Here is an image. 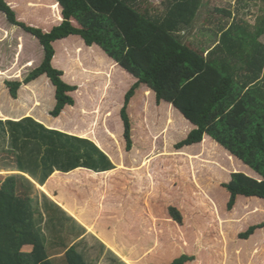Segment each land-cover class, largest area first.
<instances>
[{
    "label": "trees",
    "instance_id": "trees-1",
    "mask_svg": "<svg viewBox=\"0 0 264 264\" xmlns=\"http://www.w3.org/2000/svg\"><path fill=\"white\" fill-rule=\"evenodd\" d=\"M252 1L264 5V0H236L237 14L235 10H217L221 17L216 18L213 29L218 35V44L207 53L205 48L180 37L192 28L204 0H165L160 13L151 11L149 0H51L50 9L61 8V17L48 18L47 31L18 18L16 3L0 0V13L8 23L37 39L44 50L42 63L23 81L8 80L5 85L11 98L17 100L23 86L47 77L56 88V104L50 114L60 118L66 109L76 105L74 93L79 86L69 83L65 72L55 67L60 59L55 44L80 37L85 47L98 48L115 62V67L136 81L126 92L120 110L127 152L133 150L129 110L138 106L141 91H144V104L152 93L157 108L171 111L177 121L184 122V129L189 130L187 137L176 144V152H201L200 155L208 157L219 150L237 159L239 168L243 163L255 172V175L226 172L229 179L221 187L230 196L227 210L233 211L241 197L261 200L262 206L264 42L259 40L264 36V7L255 26L233 18V14L239 16L238 9ZM56 20L60 22L55 23ZM32 65L33 62L28 63ZM46 85L50 87L49 83ZM174 118L171 124H175ZM0 128V139L11 142L8 152L15 156L13 171H17L0 174V264H90L87 250L81 251L74 243L86 230L47 197L43 202L44 213L38 199L33 197L35 185L24 174L44 185L56 169L63 172L80 167L95 172L113 170L110 158L97 146L103 147L102 142L93 138L96 145L88 139L47 129L31 117L19 122L0 121ZM177 159L180 164L173 166ZM3 166L10 168L9 163ZM162 167L164 171L160 173ZM142 173L149 174L150 180L144 182L143 189H138L135 183ZM193 180L188 155L148 159L141 170L130 173L127 178L126 196L128 192L150 193L152 189L151 195L156 199L150 206L157 218L155 229L147 221L142 222L138 226L140 230H130L129 239L130 244L133 241L148 253L145 260L149 264H221L224 239L217 224V205ZM196 209L200 214L193 223L189 222L184 211L191 214ZM140 214L138 209L136 216ZM44 224L51 232L50 240L45 235ZM262 229L264 221L250 226L239 238L247 241L256 232L260 235ZM153 247L155 251L150 252ZM99 248L106 249V246L99 244ZM113 260L124 264L117 256ZM133 264L144 262L139 260Z\"/></svg>",
    "mask_w": 264,
    "mask_h": 264
},
{
    "label": "rangeland",
    "instance_id": "rangeland-1",
    "mask_svg": "<svg viewBox=\"0 0 264 264\" xmlns=\"http://www.w3.org/2000/svg\"><path fill=\"white\" fill-rule=\"evenodd\" d=\"M11 1L17 5L18 18L28 25L42 28L44 31H47L45 29L50 27L48 26L49 22H47L48 18L52 15L54 17H61V8L54 11L50 9L51 0ZM164 2L165 0H149L151 11L162 12L165 6ZM235 4L236 0H204L192 28L185 30L181 33L180 37L183 41H189L195 44V46L205 48L208 53L218 44L219 38L213 29L214 23H217L216 18L221 17V14L217 10H235L234 12L236 13L237 7H235ZM147 5L144 4L143 6ZM263 7L264 5L261 2L252 1L238 9L239 16L235 17L233 14V18L243 20L251 26H255L258 24V19L262 17ZM57 22L58 20L55 21V23ZM259 41L264 42V36ZM83 44L80 37L77 36L56 42L55 48L57 47L59 50L58 57L60 59L59 62L57 60L58 66L55 64V67L63 70L66 74V80L71 84L79 86V89L74 93L76 105L66 109L60 118L55 119L50 114L55 105V91L53 90V86L45 87L47 77L40 78L38 86L34 88L28 86L22 87L19 90L17 100L11 98L5 82L8 80L23 81L32 70L42 63L44 50L37 39L24 32L21 28L9 24L6 16L0 13V103L5 107L14 108V110H9L15 112L11 113L16 117V122L19 120L20 114L24 113L25 115L26 112H29V115L34 114L48 125L51 124L54 128L53 130L93 140V142V138L100 140L103 146L111 151L110 154L114 160L120 161L117 164L124 165L126 170H137L144 166L148 159L152 160L160 156L188 155L193 171V182L214 205H217L216 216L219 222L217 224L220 230L223 231L224 238L228 240V245L221 248L223 252L221 264H264V229L260 231L262 232L260 233V237L262 236L263 238L258 237V248L255 249L254 253L251 252L252 254H250V250L253 247V242L246 243V240H240L239 238V235L250 226L264 221V211H262L264 205L261 206V202L263 201L241 197L240 204L230 212L227 210V204L230 199L229 193L221 187V183L229 179L226 172L242 171L247 175H255V172L243 163H241L242 167L239 168L240 164L237 159L232 158L226 152H219V150H216L215 154H209L208 157L200 155L201 152L188 150H184L183 154L176 152V144L187 137L189 130L184 129V122L177 121L172 116L171 111L166 109L161 111L160 108H157L152 93L144 104L145 97L142 98L144 91H141V97L138 98V106L132 107L129 110L133 123V150L127 152L120 110L123 106L126 92L136 81L120 67H115L114 62L101 50L85 47V44ZM79 45L83 47L81 52L77 50ZM29 62H33L34 65L28 66ZM38 103H40V106L37 105ZM17 112H20V114L18 115ZM4 114L8 115L7 112ZM172 118H174L175 124H171ZM4 139L3 141L0 139V168L4 167V163H9L11 168L15 166V156L8 152L11 150L10 140L6 141ZM195 156L198 159H191V157ZM174 161L173 166L181 162L179 159ZM224 168L226 171H224ZM126 170L117 172L118 176L113 178L115 182L112 183V186L115 193L119 194V198L118 195L111 191L108 198L110 204L120 212L118 214L107 215L106 220L110 219V224L107 227L111 230L119 227L120 230V225H127V221H130L132 224L131 228H138L140 230L138 226H141L142 222L147 221L152 229H155L157 218L152 215L150 209V206H153L156 201L154 196L151 195L152 189L150 193H147V191L141 192V199L128 201L125 198V192H123L125 190L124 187L127 186L126 180L130 176V172L128 173ZM163 171L164 168L162 167L160 173ZM54 173L51 174L44 185L29 178V181L35 185L33 197L38 199L42 206L41 210L44 213L43 202L45 201V197L56 203L58 195L61 194L70 203H75V205L78 203L77 196L69 195L66 186H59L55 177H52ZM147 180H150L149 174H140V179L135 183L139 186L137 188L143 189V184ZM88 186L91 188V184ZM146 188L147 183L144 190ZM157 200L159 199L157 198ZM255 207L261 208L259 211L254 212L252 210ZM138 209L141 212L139 217L136 216ZM73 212L77 213V208ZM184 212L186 213L184 215L188 216L187 220L192 223L194 219L196 220L195 216L200 214L198 209L192 211L191 214L190 211ZM74 213L72 214L76 215ZM125 213L128 217L125 216ZM100 225H105V223H97V226ZM47 226L46 224L43 225L44 232L48 240H50L51 232ZM220 230L219 232H221ZM87 233L88 231L86 230L84 235H87ZM91 234L89 233L92 237L85 236L84 239H81V236L78 240L74 241L81 251L87 250L86 257L90 264H118L114 262L113 258L115 256L120 257L112 250L109 251L107 246L106 249L99 248V244L103 243L99 239L96 240V236ZM122 235L116 234L117 239L121 240L124 237L127 253L130 254L129 264H133L139 260H142L144 264H149L150 261L145 260V255H148V253L145 254L143 249L133 244V241L131 244L129 243L131 235H127L126 232H122ZM155 246H157V239ZM120 247L118 251L123 255L126 251L122 246ZM154 247L151 248L150 252L155 251ZM120 259L124 264H128V261Z\"/></svg>",
    "mask_w": 264,
    "mask_h": 264
},
{
    "label": "crops",
    "instance_id": "crops-1",
    "mask_svg": "<svg viewBox=\"0 0 264 264\" xmlns=\"http://www.w3.org/2000/svg\"><path fill=\"white\" fill-rule=\"evenodd\" d=\"M114 64H115V62H114ZM40 80L41 79L33 82L31 85H28V87L32 88V87L38 86V83ZM46 83H49L50 87L53 86L49 79H47V81L45 82V87L47 86ZM23 87H27V86H23ZM53 90L55 91L54 94H56V88L54 86H53ZM55 104H56V99H55ZM54 107H55V105H54ZM9 109L14 110L13 107H5L3 104L0 103V111L3 110L2 112H0V121H3V122L14 121V122H16V117H14L12 114L15 112L10 111ZM21 110L24 111L23 109H21ZM3 112L4 113L7 112L8 115H5ZM17 113H18V115L20 114V112H17ZM10 116H11V118H10ZM29 117L33 118L34 121H36L37 123L45 126L47 129H54L51 126V124L48 125L41 118L35 116L34 114L29 115V112H26L25 115H24V113L20 114V116L18 117L19 120L17 122H19L25 118H29ZM91 141L93 142V140H91ZM94 143L97 145V143L95 141H94ZM97 146L103 153H105L110 158L115 169L110 170V171H106V172H95V171H92V170H89L86 168H82V167L77 168L71 172H63V171H59L56 169L55 173L52 175V177H55V180L58 182L59 186H66V189L68 190V192L73 196L74 195L77 196V198H78V203H77V205H75V203L74 204L70 203L63 195L59 194L57 199H56V203H58L59 206H61L68 214H70L71 217H73L81 225V227H83L85 230L88 231L87 235L83 234L81 239H84L85 236L89 237L90 236L89 233H92L93 236L94 235L96 236L95 237L96 240L99 239L101 241V243H103L105 246L108 247V250H110V251L112 250L120 258H122L126 262L128 261V264H129L130 254L127 253L126 243L124 241V237H122L121 240L117 239L116 234L122 235V232H126L127 235H130V230L132 229L131 228V225H132L131 222L127 221L128 222L127 225H123V224L120 225V230H119V227L111 230L109 227H107L110 224V219L106 220L107 219L106 217L108 214H113V213L118 214L120 212V211L116 210L110 204L108 195H109L110 191L112 193L116 194L115 190L112 186V183L115 182V180L113 181V178L118 176L116 174L117 172L126 170V167L123 165L122 166L123 168H120L121 165L117 164V162L119 163L120 161H117V160L115 161L113 156L110 154L111 151L109 149H107L106 147H104L103 144H102L103 147H100L99 145H97ZM143 167L144 166H142L141 168H138L137 170L127 168L128 170H126V171L128 173L129 172L134 173L135 171L141 170ZM14 169H15L14 167L0 168V174H12V173L17 172V171H13ZM4 170H8V171H4ZM24 175L28 179L31 178L27 174H24ZM72 175H73V177H71ZM90 184H91V188H89V186H88ZM124 189H126V186L124 187ZM123 192H125V190ZM64 194H65V192H64ZM116 195H118V198H119V194H116ZM124 195H125V193H124ZM135 195L139 196V198H134L133 196H135ZM125 197H128L127 198L128 201H133V199L139 200V199H141V193H134V194L132 193L131 194L128 192V196L125 195ZM117 207H118V205H117ZM76 208H77L78 212L74 213L73 211ZM72 213H74L76 215H73ZM125 216L128 217V215L126 213H125ZM100 222L105 223V225L97 226V223H100ZM220 231H221V234H222L223 239H224V246H226V245H228V240L226 238H224L225 236L222 233L223 231L222 230H220ZM84 233H86V232H84ZM90 237H92V236H90ZM258 237L263 238L262 236L260 237V235L256 232L249 240L246 241V243L253 242V247L250 250V254H252L251 252L254 253L255 249L258 248ZM120 246H122L123 249L126 251L123 255L118 251V249L121 248Z\"/></svg>",
    "mask_w": 264,
    "mask_h": 264
}]
</instances>
